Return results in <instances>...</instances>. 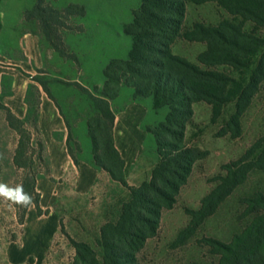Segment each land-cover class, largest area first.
I'll use <instances>...</instances> for the list:
<instances>
[{"label": "rangeland", "instance_id": "rangeland-1", "mask_svg": "<svg viewBox=\"0 0 264 264\" xmlns=\"http://www.w3.org/2000/svg\"><path fill=\"white\" fill-rule=\"evenodd\" d=\"M140 1L44 0L45 7L60 11L70 4L82 5L86 14L62 17L45 9L37 11L31 18L37 22L41 32L42 48L47 61L45 67L35 74L37 83L33 84L29 99L32 104L37 103L41 88L60 104L69 127L68 140L73 156L82 151L78 140L82 133L88 142L89 151L93 150L88 135V122L99 112L93 96L101 97L107 64L113 59L129 57L133 38L126 34L125 26L133 20V11L139 8ZM200 17L204 25L209 26L219 24L223 19L241 22V19L232 17L219 5H190L189 18L184 27L191 28L190 24ZM253 27L255 25L252 22H246L244 30L251 32ZM256 32L264 39V30ZM175 44L174 53L199 64L196 59L198 45L184 38ZM215 69L244 86L249 83L254 70L250 68L239 72L222 65ZM232 88L237 89L235 85ZM120 90V96L109 100L114 113L133 96L132 88L127 85H123ZM147 102L152 105L150 100ZM32 108L29 118L22 120L0 101V153L5 157L0 160V183L10 187L23 186L25 170L15 164V154L21 135H30L36 148L33 154L34 169L37 172L36 189L41 194L39 207L32 204L27 212L26 208L10 206V202L0 198V264H26L29 258H34L28 256L25 261H21L20 254L32 247L31 235L37 229L44 228L53 218L58 231L47 248V260L37 263L34 258L35 264H74L76 248L72 239L77 241V238L70 235L64 224L72 212L68 207L75 199L72 193L74 175L69 176L68 185L60 189L59 200L54 203L50 201V166L38 134L34 106ZM194 110L195 114L187 125L186 143L198 150L201 158L196 161L189 181L182 187L177 203L172 209L163 211L157 235L149 239L146 247L138 254L139 264H219L221 256L217 253L218 249L213 247L212 240L229 244L242 234L255 217L254 213L247 212L246 201L257 194L264 195V80L246 113L238 119L239 136L233 134L236 128L231 121L237 113L235 102L218 108L219 114H216V108L214 112V107L207 103H196ZM167 113L168 107L157 113L151 109L143 122V128L148 130V126H158L164 120L161 116ZM232 128L234 131L230 132ZM149 136L145 146L150 156L157 150V145L152 134ZM258 142L255 153L246 162L250 166L246 179L234 188L201 225L191 227V212L199 211L204 198L222 184V178L227 176L225 165L241 160ZM40 174L45 176L44 183ZM38 179L41 180L39 185ZM29 212H33L30 218ZM53 212L56 213L54 217ZM85 236L101 260L104 248L100 232L86 231Z\"/></svg>", "mask_w": 264, "mask_h": 264}, {"label": "trees", "instance_id": "trees-1", "mask_svg": "<svg viewBox=\"0 0 264 264\" xmlns=\"http://www.w3.org/2000/svg\"><path fill=\"white\" fill-rule=\"evenodd\" d=\"M210 2L217 3L241 22L223 19L214 26L198 22L186 29L187 3ZM45 9L62 17L86 14L82 5L70 4L60 11L45 7L44 0H37L35 8L24 18L29 20L37 11ZM133 14L134 19L125 26L126 34L134 40L129 57L113 59L107 64L101 97L93 96L99 112L88 122L96 164L131 192V200L123 204L117 222L102 226L104 257L101 260L90 244L72 239L76 248L74 264H139L138 254L148 240L157 235L163 211L172 209L177 203L182 187L201 158L200 152L186 143L187 125L195 114L194 103L205 102L214 107V112L216 108V114H219L218 108L235 102L237 113L231 121L236 131L233 132L234 128L229 131L239 136L238 119L246 113L264 80V39L256 32L264 30V0H141L140 7ZM246 22L255 25L251 32L244 30ZM181 38L207 45L197 57L199 64L172 51V45ZM220 65L239 72L254 70L249 83L244 86L215 69ZM123 85L132 88L138 100L152 97L156 110L165 107L170 110L158 126H148L155 138L160 162L152 179L137 187L129 186L125 180V160L113 135L115 113L109 100L119 95ZM258 145L259 142L241 160L225 165L227 176L222 178V184L204 198L199 211L191 212V227L201 225L246 179L250 170L246 162ZM34 151L32 137L21 135L15 164L25 170L24 193L29 194L33 205L39 207L41 194L36 189ZM70 154L76 161L72 152ZM246 203L247 212L254 213L255 217L242 234L229 244L212 240L221 256L219 264H264V195L257 194ZM26 264H35L34 258H29Z\"/></svg>", "mask_w": 264, "mask_h": 264}, {"label": "crops", "instance_id": "crops-1", "mask_svg": "<svg viewBox=\"0 0 264 264\" xmlns=\"http://www.w3.org/2000/svg\"><path fill=\"white\" fill-rule=\"evenodd\" d=\"M208 4L218 6L215 2L187 3L184 25L189 18L190 5L203 7ZM35 5L36 0H0V101L22 120L29 118L34 106L38 134L46 150L50 166L49 189L51 192L48 198L53 203L57 202L60 198V189L67 186L69 176L74 175L72 193L75 199L68 207L72 212L69 220L66 219L64 224L70 235L77 238V241L91 244L85 236L86 231L100 232L104 224L117 222L121 216L123 204L131 200V192L113 180L108 172L96 164L93 156L94 146L92 152L89 151L88 142L83 133L78 138L82 151L76 154V161H74L70 154L67 120L61 111L60 104L52 96L39 88L37 103L30 102L31 89L33 84L37 83L35 74L45 67L47 61L37 22L24 18V15L33 10ZM198 22L204 24L200 17L190 26ZM214 25L218 24L212 26ZM206 26L209 25L206 24ZM193 44L198 45L199 48L197 59L198 55L206 50L207 45L199 41ZM174 45L176 44L172 45V51ZM132 95L128 103L115 111L113 135L115 145L125 160V180L129 186L137 187L152 179L153 171L160 162L157 150L150 156L146 151L145 141L149 139L151 133L143 128V122L151 109L157 113L164 108L156 110L152 97L148 98L152 104L149 105L147 104L149 100L135 99L134 90ZM200 103L205 102L197 104ZM167 115L161 116V119L165 120ZM39 176H42L41 180L44 183L45 176L43 174ZM41 180L38 179V185ZM42 196L44 197V194ZM31 214L33 215V212H29L28 218ZM54 215H56L55 212L52 213V217ZM50 222L31 235L33 245L20 254L21 261H25L28 256L34 257L37 263L47 260V248L58 231L55 218Z\"/></svg>", "mask_w": 264, "mask_h": 264}, {"label": "clouds", "instance_id": "clouds-1", "mask_svg": "<svg viewBox=\"0 0 264 264\" xmlns=\"http://www.w3.org/2000/svg\"><path fill=\"white\" fill-rule=\"evenodd\" d=\"M3 153H0V160L4 159ZM23 186L17 185L16 187H10L8 184L0 183V198L10 202V206L19 205L24 208L32 206V197L24 193Z\"/></svg>", "mask_w": 264, "mask_h": 264}]
</instances>
